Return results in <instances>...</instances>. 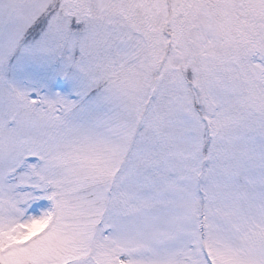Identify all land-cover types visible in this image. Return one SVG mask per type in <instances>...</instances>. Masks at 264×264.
Wrapping results in <instances>:
<instances>
[{
    "label": "snow or ice",
    "instance_id": "1",
    "mask_svg": "<svg viewBox=\"0 0 264 264\" xmlns=\"http://www.w3.org/2000/svg\"><path fill=\"white\" fill-rule=\"evenodd\" d=\"M0 264H264V0H0Z\"/></svg>",
    "mask_w": 264,
    "mask_h": 264
}]
</instances>
